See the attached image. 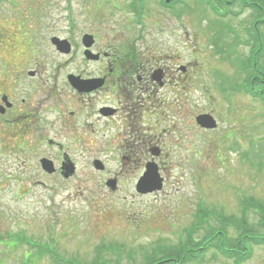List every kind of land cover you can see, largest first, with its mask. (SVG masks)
I'll return each instance as SVG.
<instances>
[{
	"label": "rangeland",
	"instance_id": "374dc122",
	"mask_svg": "<svg viewBox=\"0 0 264 264\" xmlns=\"http://www.w3.org/2000/svg\"><path fill=\"white\" fill-rule=\"evenodd\" d=\"M105 1L101 0V4ZM251 1L264 8V0H247ZM184 2L187 4L179 5V15L166 21V30L162 28L165 24L160 27L163 19L151 15L152 19L156 17L157 26L145 11L141 25L105 27L102 31L103 47L109 41L122 47L123 38L129 46L155 40L160 47L168 45L181 50L182 62L190 61L193 65L197 64L193 56L202 57L199 58L201 64L197 62L204 73L195 67L194 85L185 81L184 92L188 93L182 105L178 104L181 113L177 116L182 118L184 135L180 166H170L171 162L175 163L176 155L159 142L162 158H154L153 154L158 151L155 147L144 156L149 166H156L164 176L163 186L156 190L147 187L151 191L140 194L134 187L139 181L137 178L144 175L145 167L135 165L133 158L134 163L126 160L125 166L121 162L106 164L111 174L91 165L95 158L107 156L99 144V139H103L101 134L95 140L97 147L87 146L86 157L69 151L76 166L68 179L42 174L33 153L19 154L18 158V154L8 152L16 141L1 135L4 141L0 142V264H62L66 258L79 264H160L163 260L161 264H234V260L222 257L215 250L205 249L203 241L221 242L226 246L235 244L232 247L243 251L251 246V257L240 264H264V245L253 246L251 239L242 234L247 229L264 236V228L260 225L264 215V106L238 91L224 94L221 89L243 77L235 62L236 57L244 59L248 55L245 40L250 38L248 27L254 11L241 7L240 1L227 0L236 14L227 15L224 21L236 31L234 35L217 29L214 22L220 18L209 9L206 13L203 11L207 7L205 2L197 5L193 0ZM93 4V0H0V37L9 42L8 55L19 52V46L29 51L22 40L20 45L16 42L24 36L20 32L26 30L39 44L35 59L42 72L52 71V62L60 66L69 63L72 67L83 63L79 54L69 62L66 52L51 49L45 37L65 35L63 16L66 13L73 15L79 30L84 27L81 25L88 14L96 18L107 15L108 8L99 13ZM120 9L121 14L131 15L127 8L120 6ZM135 11L136 15H141L144 9L135 7ZM182 17L184 31L176 34L181 37L184 49L176 42L179 39L175 40L167 31L180 27ZM259 17V32L264 35L263 11ZM194 21L195 26L192 25ZM73 38L80 43L79 34ZM1 44L0 56H7L4 53L7 47ZM78 44L73 42V48H79ZM199 51L202 55H198ZM41 55L44 58L39 60ZM7 60V57L0 59V71H3L0 88L7 84L11 87L5 75L10 68ZM10 60L9 63H14L11 57ZM130 62L128 56L126 64ZM259 65L264 67V62ZM66 71L57 72L59 80L64 79ZM213 74L218 80L214 83L213 78V82L207 84V75L211 78ZM159 90L160 94H166L162 87ZM168 99L175 107L176 97ZM201 111L214 113L215 128L207 129L194 123L195 113ZM160 125H163L161 120L155 127ZM49 136L64 143V136L68 139V134L62 132L50 131ZM154 183L157 184V179ZM141 192L147 190L141 189ZM245 198L249 202L241 220L244 229L239 222L240 206ZM199 205L206 209L203 221L191 233L189 246L187 242L179 244L180 238L185 239L184 229L193 223ZM193 246L195 248H191ZM185 249L204 253L199 252L198 259L189 261L191 250L185 255Z\"/></svg>",
	"mask_w": 264,
	"mask_h": 264
},
{
	"label": "flooded vegetation",
	"instance_id": "af4514ba",
	"mask_svg": "<svg viewBox=\"0 0 264 264\" xmlns=\"http://www.w3.org/2000/svg\"><path fill=\"white\" fill-rule=\"evenodd\" d=\"M149 18L159 25L156 17ZM93 19H83L81 26L86 31L71 30L73 36L79 34L80 43L75 38L73 42L79 48H73L72 41L69 43V62L79 54L83 63L72 67L69 63L60 66L52 62V71L47 74L40 70L35 59L38 42L28 32L25 34L29 39L24 43L29 53L19 46V52L8 55L9 47L3 45L6 42L0 37L1 46L7 47L4 49L7 56L1 55L0 59L7 57V62H11V57L14 61L8 62L10 68L5 73L11 87L7 84L0 88V135L17 139L21 152L42 151L39 159L48 158L55 168L51 176L75 168L69 151L86 157L87 146L97 147L95 140L100 134L103 139H99V144L107 156L95 158L91 162L94 167L105 168L114 162L125 166L124 161L130 162L132 158L135 165L147 167L150 163L144 154L154 147L158 149L154 158H162L159 142L176 155L175 163L171 162L170 166L179 167L184 135L183 121L177 114L181 113L185 81L194 82L193 74L184 67L190 65L182 62L181 50L177 48L145 44L120 47L111 41L103 47L105 26L99 19ZM128 56L131 62L127 65ZM64 70H67L64 79L59 80L57 72ZM2 75L0 71V79ZM160 87L166 94H160ZM171 96L176 97L175 107L168 99ZM159 120L163 125L157 128ZM50 131L68 134V139L64 136L65 143L53 139ZM60 152L64 153L59 155Z\"/></svg>",
	"mask_w": 264,
	"mask_h": 264
},
{
	"label": "trees",
	"instance_id": "16d2710c",
	"mask_svg": "<svg viewBox=\"0 0 264 264\" xmlns=\"http://www.w3.org/2000/svg\"><path fill=\"white\" fill-rule=\"evenodd\" d=\"M264 14V8H260ZM260 17L255 15L248 27V32L250 38H248L249 52L244 58H237L235 64L238 68L244 70V77H242L241 82L232 81L231 85L222 86V92L224 94L234 93L238 91L239 93H244L250 97H255L260 99L264 103V67L260 66V62H264V35L259 32ZM264 26V22L261 23ZM16 42H18L16 40ZM260 225L264 228V215L260 218ZM254 234L252 230L248 231ZM185 253V250H184ZM164 261V260H163ZM160 261V264L163 262Z\"/></svg>",
	"mask_w": 264,
	"mask_h": 264
},
{
	"label": "bare ground",
	"instance_id": "6f19581e",
	"mask_svg": "<svg viewBox=\"0 0 264 264\" xmlns=\"http://www.w3.org/2000/svg\"><path fill=\"white\" fill-rule=\"evenodd\" d=\"M154 180H156V179H154ZM193 232V230H191V229H189V227L187 226V228H185L184 229V240L182 239V238H180L179 240H180V242H182V244H185V242H187V245L189 246L190 245V242H188L189 241V239H190V235H191V233ZM203 244H205V248L208 250H210V249H213L214 247L211 245V244H209V243H205L204 241L202 242ZM191 248H195L194 246L193 247H191ZM197 248H198V250L200 249V247L199 246H197ZM191 250H194V249H191ZM198 252H201V253H204L203 251H198Z\"/></svg>",
	"mask_w": 264,
	"mask_h": 264
},
{
	"label": "water",
	"instance_id": "95a60500",
	"mask_svg": "<svg viewBox=\"0 0 264 264\" xmlns=\"http://www.w3.org/2000/svg\"><path fill=\"white\" fill-rule=\"evenodd\" d=\"M200 122L206 126H213V123L211 122V120L207 117V116H200L199 118ZM141 184V185H140ZM139 184V187L141 189H145V190H150L153 187H151L150 185H152L151 183H146V182H142ZM147 187H150V189H148Z\"/></svg>",
	"mask_w": 264,
	"mask_h": 264
}]
</instances>
